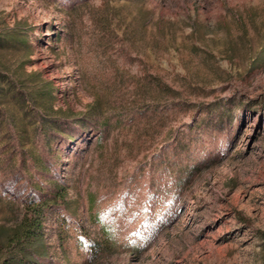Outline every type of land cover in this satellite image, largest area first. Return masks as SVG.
Here are the masks:
<instances>
[{
    "label": "rangeland",
    "instance_id": "374dc122",
    "mask_svg": "<svg viewBox=\"0 0 264 264\" xmlns=\"http://www.w3.org/2000/svg\"><path fill=\"white\" fill-rule=\"evenodd\" d=\"M0 35V264L31 185L47 264H264V0H0Z\"/></svg>",
    "mask_w": 264,
    "mask_h": 264
},
{
    "label": "trees",
    "instance_id": "16d2710c",
    "mask_svg": "<svg viewBox=\"0 0 264 264\" xmlns=\"http://www.w3.org/2000/svg\"><path fill=\"white\" fill-rule=\"evenodd\" d=\"M13 44H20L24 41L20 38L22 30L14 32ZM0 35V42L6 43ZM46 97H53L55 87L51 85V80H45ZM29 96L34 97L35 87H30L27 91ZM32 192L26 198L25 211L21 222L9 230L6 235L9 257L7 264H47L43 259L47 256L45 241L44 221L48 216L49 209L54 202L63 201L65 196L62 194L63 187H58L54 193H44L42 186L31 185ZM1 241V240H0Z\"/></svg>",
    "mask_w": 264,
    "mask_h": 264
}]
</instances>
